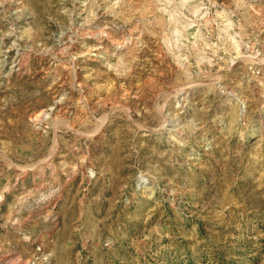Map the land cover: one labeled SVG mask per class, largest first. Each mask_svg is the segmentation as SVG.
I'll return each instance as SVG.
<instances>
[{"label": "rangeland", "instance_id": "obj_1", "mask_svg": "<svg viewBox=\"0 0 264 264\" xmlns=\"http://www.w3.org/2000/svg\"><path fill=\"white\" fill-rule=\"evenodd\" d=\"M264 0H0V264H264Z\"/></svg>", "mask_w": 264, "mask_h": 264}, {"label": "bare ground", "instance_id": "obj_2", "mask_svg": "<svg viewBox=\"0 0 264 264\" xmlns=\"http://www.w3.org/2000/svg\"><path fill=\"white\" fill-rule=\"evenodd\" d=\"M263 67V69H264V65L262 66ZM264 75V74H263Z\"/></svg>", "mask_w": 264, "mask_h": 264}]
</instances>
